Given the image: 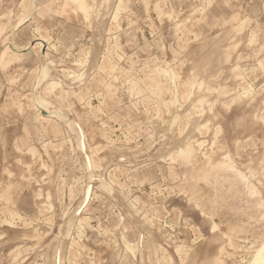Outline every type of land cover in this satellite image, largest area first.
<instances>
[{"label": "rangeland", "instance_id": "rangeland-1", "mask_svg": "<svg viewBox=\"0 0 264 264\" xmlns=\"http://www.w3.org/2000/svg\"><path fill=\"white\" fill-rule=\"evenodd\" d=\"M262 1L0 0V264H256Z\"/></svg>", "mask_w": 264, "mask_h": 264}, {"label": "bare ground", "instance_id": "bare-ground-1", "mask_svg": "<svg viewBox=\"0 0 264 264\" xmlns=\"http://www.w3.org/2000/svg\"><path fill=\"white\" fill-rule=\"evenodd\" d=\"M110 2H111V1H110ZM107 3H109V1H108ZM109 5H110V4H109ZM109 5H108V6H109ZM98 21H99V20H98ZM97 27H98V25H97ZM103 34H104V33H103ZM95 35H96V34H95ZM216 45H217V44H216ZM213 46H214V45H213ZM47 65H49V64H47ZM50 66H51V65H50ZM53 66H54V65H53ZM53 66H52V67H53ZM50 70H52V68H51ZM88 71H89V70H88ZM64 82H65V81H63V83H64ZM68 82H69V81H68ZM36 91H37V90H36ZM48 109H49V108H48ZM48 109H47V108H46V110L42 109V115H43V116L47 117V116L49 115V112L47 111ZM51 111H52V110H51ZM55 111H56V110H55ZM56 112H57V111H56ZM53 114H54V113H53ZM56 115H57V114H56ZM64 115H65V114H64ZM67 116H69V115L66 114V117H67ZM57 117H58V115H57ZM70 118H71V117H70ZM70 118H69V120H71ZM174 119H175V118H174ZM61 120H62V119L60 118V122L63 123L64 119H63V121H61ZM67 120H68V119H67ZM73 120H74V119H73ZM65 121H66V120H65ZM173 123H174V122H173ZM63 124H64V123H63ZM72 124H73V123H72ZM171 124H172V123H171ZM169 125H170V124H169ZM74 126H75V125H74ZM171 126H174V125H171ZM174 127H175V126H174ZM66 128H68V127H66ZM68 130H69V129H68ZM76 130H77V129H76ZM69 131H70V130H69ZM186 137H187V136H186ZM186 137H184V138L187 139ZM185 139H184V140H185ZM182 140H183V139H182ZM182 140H181V141H182ZM187 141H188V140H187ZM152 143H153V142H152ZM184 143H185V141H184ZM81 144H82V143H81ZM81 144H80V145H81ZM181 145H182V144H181ZM183 145H184V144H183ZM82 146H83V145H82ZM82 146H81V148L83 149ZM76 148H77V147H76ZM77 150H78V149H77ZM78 152H79V151H78ZM82 152H83V151H82ZM109 152H110V151H109ZM84 153H85V152H84ZM78 154H79V153H78ZM162 156H163V155H162ZM81 157H82V156H81ZM150 158H151V157H150ZM81 159H82V158H81ZM81 159H80V160H81ZM82 160H83V159H82ZM86 161H87V159H86ZM82 162H83V161H82ZM83 165H84V164H83ZM66 222H69V221H66ZM263 259H264V248H263V249L257 254L256 264H258V262L262 264V263H263V262H262Z\"/></svg>", "mask_w": 264, "mask_h": 264}, {"label": "crops", "instance_id": "crops-1", "mask_svg": "<svg viewBox=\"0 0 264 264\" xmlns=\"http://www.w3.org/2000/svg\"><path fill=\"white\" fill-rule=\"evenodd\" d=\"M252 2V1H251ZM262 3H264V1H262ZM36 40H41V39H36ZM36 40H33V41H36ZM33 41H31V42H33ZM41 41H43L44 42V40H41ZM37 45V44H36ZM39 45H41V47L43 48V51H42V54L44 55L45 54V51L44 50H46L47 49V46H46V44H45V42H44V47H43V45L42 44H39Z\"/></svg>", "mask_w": 264, "mask_h": 264}]
</instances>
